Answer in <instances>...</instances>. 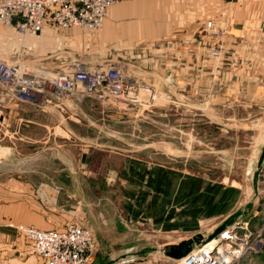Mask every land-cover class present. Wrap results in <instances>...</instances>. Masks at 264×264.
Here are the masks:
<instances>
[{"label": "rangeland", "instance_id": "obj_1", "mask_svg": "<svg viewBox=\"0 0 264 264\" xmlns=\"http://www.w3.org/2000/svg\"><path fill=\"white\" fill-rule=\"evenodd\" d=\"M235 3L119 0L96 32L0 25V60L38 73L65 50L109 64L122 86L45 108L0 88L5 199L35 207L47 229L90 230L94 264H176L164 248L184 234L166 230L178 214L203 236L236 218L264 244V0ZM238 264H264V245Z\"/></svg>", "mask_w": 264, "mask_h": 264}, {"label": "built area", "instance_id": "obj_2", "mask_svg": "<svg viewBox=\"0 0 264 264\" xmlns=\"http://www.w3.org/2000/svg\"><path fill=\"white\" fill-rule=\"evenodd\" d=\"M118 1L0 0V25L13 28L22 35L39 33L47 25L63 32L77 28L96 32L110 7ZM61 69L54 77H40L25 73L17 63L0 60L3 96L8 102L45 108L52 98L60 100L75 95L85 98L103 87L113 94L122 91L119 75L109 64L89 66L76 61ZM16 230L23 239L26 253L37 258L40 264H94L93 234L80 225L44 230L18 226ZM203 237L204 240L208 238ZM263 245L260 232L252 231L246 222L233 219L220 234L198 244L180 260L189 262V257H192L190 264H238L250 254H257ZM204 249L207 253L199 259V252ZM178 261L175 263L179 264Z\"/></svg>", "mask_w": 264, "mask_h": 264}, {"label": "crops", "instance_id": "obj_3", "mask_svg": "<svg viewBox=\"0 0 264 264\" xmlns=\"http://www.w3.org/2000/svg\"><path fill=\"white\" fill-rule=\"evenodd\" d=\"M235 2H236L235 4L239 6L241 0H235ZM46 27L53 28L50 25H47ZM62 35L67 36V34H62ZM74 54L75 53H71L69 51L59 50V52L54 53L53 56H55L56 61H57V57L64 58L62 61L64 60L65 61L47 64L45 65V67L44 65L43 67H37L35 68V70H40L38 71V73L32 72L26 67L23 68L25 73L27 74L40 76V77H54L56 74L61 72L62 70L61 67L71 62L77 61L75 60L76 55ZM68 58H73V60L72 59L68 60ZM98 63L99 62L97 61L95 65L103 66L102 64H98ZM48 67H50L51 69H49ZM218 191L222 192L224 191V189L220 188ZM4 192L5 189L1 187L0 188V264H40L37 258L32 256L30 257L26 253L25 244L23 242L22 237L17 232L16 227L33 226L35 228L44 230L47 229L46 227L48 225L44 221V218L41 216V214L38 211L36 212V210H33L36 209L35 207H32V205L26 206L24 200H21L20 198L18 200H6ZM221 200L222 198H220V201ZM216 205L218 206L219 204L216 203L215 205L214 204L209 205L208 208L211 207L210 210H212L214 213H218L220 211L219 213L220 215L217 216L221 218L223 215H226L228 213L227 207L225 209H222L223 207L220 204L221 206L220 208L214 209ZM210 214L211 213H208L207 216L202 215V217L206 219ZM233 215L231 217H233ZM184 217L186 218H182L179 214L167 217L168 220H171L173 223H175L174 227L166 229L169 230L167 231L168 233L170 232L184 233L182 235L183 237L181 236L179 241L191 238L192 236L201 233V231H199V229L197 228L198 225H196V217L194 214H188L187 216ZM184 220H188V221H184ZM221 222L222 220L219 223L215 224L213 228L209 229L206 232H213L220 225ZM53 229H58V228H53ZM174 243L176 242L167 241L166 244L169 245Z\"/></svg>", "mask_w": 264, "mask_h": 264}, {"label": "water", "instance_id": "obj_4", "mask_svg": "<svg viewBox=\"0 0 264 264\" xmlns=\"http://www.w3.org/2000/svg\"><path fill=\"white\" fill-rule=\"evenodd\" d=\"M231 222L232 220L229 219L224 221L210 235L207 236L208 238L206 240H204L203 235L196 234L191 238L180 241L177 244L165 246L164 255L168 259H171L173 261H178L186 257L192 251V249L198 244L204 243L207 240L216 237V235L220 234L226 226L230 225Z\"/></svg>", "mask_w": 264, "mask_h": 264}, {"label": "bare ground", "instance_id": "obj_5", "mask_svg": "<svg viewBox=\"0 0 264 264\" xmlns=\"http://www.w3.org/2000/svg\"><path fill=\"white\" fill-rule=\"evenodd\" d=\"M262 170H263V169H262ZM219 251H221L220 248H219ZM205 253H207V249H204L203 251H200V252H199V256H197V257H198L199 259H201V258L204 256ZM194 254H195V253H194ZM194 254H193V255H194ZM192 259H193L192 257H189V262H186V261L183 262V261H181V262H179V264H190L191 261H192Z\"/></svg>", "mask_w": 264, "mask_h": 264}]
</instances>
